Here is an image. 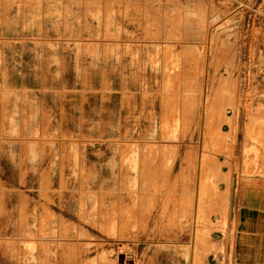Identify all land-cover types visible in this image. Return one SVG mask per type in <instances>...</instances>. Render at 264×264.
Returning a JSON list of instances; mask_svg holds the SVG:
<instances>
[{
	"label": "rangeland",
	"instance_id": "rangeland-1",
	"mask_svg": "<svg viewBox=\"0 0 264 264\" xmlns=\"http://www.w3.org/2000/svg\"><path fill=\"white\" fill-rule=\"evenodd\" d=\"M250 177L264 0H0V264H229Z\"/></svg>",
	"mask_w": 264,
	"mask_h": 264
},
{
	"label": "crops",
	"instance_id": "crops-1",
	"mask_svg": "<svg viewBox=\"0 0 264 264\" xmlns=\"http://www.w3.org/2000/svg\"><path fill=\"white\" fill-rule=\"evenodd\" d=\"M238 201L229 264H264V178L250 177ZM208 264L220 263L211 259Z\"/></svg>",
	"mask_w": 264,
	"mask_h": 264
}]
</instances>
